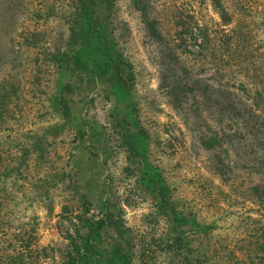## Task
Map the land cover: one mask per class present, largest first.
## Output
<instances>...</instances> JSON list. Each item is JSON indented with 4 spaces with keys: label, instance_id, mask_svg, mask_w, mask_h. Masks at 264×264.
<instances>
[{
    "label": "rangeland",
    "instance_id": "374dc122",
    "mask_svg": "<svg viewBox=\"0 0 264 264\" xmlns=\"http://www.w3.org/2000/svg\"><path fill=\"white\" fill-rule=\"evenodd\" d=\"M75 4L0 0V264H72L107 214L119 228L92 239L98 254L120 231L130 264H264V0H109L129 92L97 82L65 116L54 101L69 74L52 54L68 50ZM227 96L244 118L221 109ZM127 133L188 220L179 242Z\"/></svg>",
    "mask_w": 264,
    "mask_h": 264
},
{
    "label": "trees",
    "instance_id": "16d2710c",
    "mask_svg": "<svg viewBox=\"0 0 264 264\" xmlns=\"http://www.w3.org/2000/svg\"><path fill=\"white\" fill-rule=\"evenodd\" d=\"M108 4L109 0H76L69 26L68 50L52 54L55 65L66 69L69 74L54 101L65 116L69 115L71 95L74 93L83 95L82 93L85 94L90 91L97 82L107 83L106 85L113 91L117 101H122L129 92V83L133 80L132 66L117 51L113 33L108 29L106 19ZM221 15L223 17L224 13H221ZM143 21L151 35L160 36L151 20L147 21L144 17ZM85 79H88L87 82H85ZM176 85L187 88L189 83L184 82ZM176 85L171 83L167 87L172 93L176 94L178 93ZM174 100L178 101L174 103L177 106L184 104V99H179V96ZM222 103V110L229 112H235L236 110V118H244V113L247 111L245 103L240 100L235 101V98L232 97ZM236 123L238 124V121ZM203 139L206 146V138L203 137ZM212 139L215 141V137H212ZM138 140L139 134L138 136L130 133L126 134L125 142L129 147L130 158L139 171L137 182L142 181L143 187L150 192L152 200L155 201L158 215L166 220L170 235L173 236L171 242H179L183 235L181 227L186 225L188 220L185 219L182 212L176 210L174 203L171 202L167 185L163 182L160 173L148 164L141 146L137 144ZM214 145L216 144L214 143L212 146L209 144L206 147L211 148ZM189 223L193 225L190 227H194L196 230L202 229L195 225L192 220ZM103 227H105V233H108L106 228H109V230L119 228L117 223L113 221L112 214H107L90 223L87 238L81 245L75 247L76 255L71 259L72 264L131 263V257L120 231L117 232V235L107 237L109 246L106 250L103 249V253L98 254L93 249L92 239L98 235L95 240L104 239L102 233L100 234ZM191 263L194 264L195 262Z\"/></svg>",
    "mask_w": 264,
    "mask_h": 264
}]
</instances>
